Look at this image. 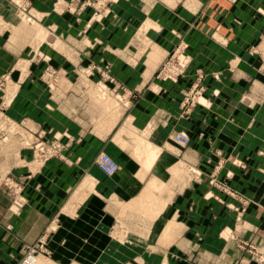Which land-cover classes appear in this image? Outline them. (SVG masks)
Returning a JSON list of instances; mask_svg holds the SVG:
<instances>
[{
	"label": "crops",
	"instance_id": "0c3cea01",
	"mask_svg": "<svg viewBox=\"0 0 264 264\" xmlns=\"http://www.w3.org/2000/svg\"><path fill=\"white\" fill-rule=\"evenodd\" d=\"M29 1L44 16L74 17L53 11L56 0ZM202 1L195 11L201 14L197 25L115 28L134 37L114 44L106 36L77 41L75 47L84 50H135L130 57L104 56L97 63L115 67L113 76L134 86L132 100L115 117L104 112L87 123H72L70 147L63 152L71 166L53 159L35 168L27 154L16 159L23 165H10L11 180L21 183L24 201L13 213L16 190L11 185L8 193L0 188V264H18L26 246L41 235L59 264H236L234 242L221 233L240 224L250 227L246 238L264 242V174L259 171L264 164V101L259 106L241 101L248 95L264 99V63L246 53L256 46L249 27L208 25L202 20ZM162 2L159 10L165 18H175L176 5ZM89 10L83 16H90ZM103 27L108 33L113 30ZM69 31L58 36L72 39L75 33ZM235 33L244 36L236 41ZM210 34L222 41H212ZM181 41L194 55L189 68L177 83L157 79L160 63ZM142 49H149L145 57ZM90 61L78 59L84 65ZM193 67L204 73V105L183 109ZM181 131L190 137L187 147L172 141ZM139 138L159 149L148 170L138 153L142 147H136ZM100 153L118 163L113 176L98 168ZM175 168L181 174L175 175ZM211 180L246 196L241 219L239 201ZM147 186L153 189L145 190Z\"/></svg>",
	"mask_w": 264,
	"mask_h": 264
},
{
	"label": "rangeland",
	"instance_id": "374dc122",
	"mask_svg": "<svg viewBox=\"0 0 264 264\" xmlns=\"http://www.w3.org/2000/svg\"><path fill=\"white\" fill-rule=\"evenodd\" d=\"M164 1L176 5L175 18H165L166 14L159 10L162 0H56L53 11L61 10L73 15L69 20L50 17L47 13L46 16L42 15L30 6L29 0H0V188L8 193L11 185L16 190L11 200L12 205H15L11 209L13 213L19 211L24 199L20 194L21 183L18 181L17 185L11 180L8 169L13 163L23 165L22 160L21 163L16 162L20 154L29 155V163L35 168L43 167L53 159H60L66 166H71L73 163L64 159L63 152L70 147L72 123H87L95 116L102 117L104 112L115 117L132 100L134 86L118 81L113 76L112 68L115 67L97 63L104 56L113 59L123 53L130 57L135 50L118 47L84 50L75 47L77 41L84 38L87 41L89 37L102 41L106 36L114 44L120 38L134 37L132 33H116L115 28L199 24L201 14L195 12L198 0H191V3L189 0ZM122 2H127V6L124 7ZM201 3L202 20H206L208 25L249 27L256 46L249 48L246 53L264 63V0H204ZM121 5L124 8H120ZM87 9H90V16L86 17L83 14ZM104 25L113 29L111 33L104 29ZM65 29L75 33L72 37L74 40L58 36ZM56 34L58 38L54 36ZM234 36L238 41L244 34L235 33ZM209 39L222 41L217 34H210ZM148 52L149 49L139 51L142 57ZM193 56L187 44L181 41L162 60L155 77L177 83L189 68ZM82 58L91 61L84 65L78 62ZM192 71L194 79L184 93L181 102L183 109L204 105V73L195 67ZM94 75L99 77L98 80H92ZM150 84L152 81L147 86ZM241 101L242 104L259 106L264 99L248 95ZM137 141L146 140L139 138ZM258 153L263 155V151ZM240 166L245 168L244 165ZM175 169V175L181 174V169ZM259 171L264 174V164ZM211 182L224 194L239 201L241 219L247 206L246 196L232 192L224 183ZM249 230L248 225L240 224L234 230L224 228L221 235L225 240L234 242L239 256L236 264H264V242H260V245L246 238ZM40 237L45 238L47 255L44 256L47 259L37 257L36 263L59 264L50 257L46 236ZM205 260L211 263L210 259Z\"/></svg>",
	"mask_w": 264,
	"mask_h": 264
},
{
	"label": "built area",
	"instance_id": "2783aa9c",
	"mask_svg": "<svg viewBox=\"0 0 264 264\" xmlns=\"http://www.w3.org/2000/svg\"><path fill=\"white\" fill-rule=\"evenodd\" d=\"M172 141L178 146L187 147L190 143V137L187 135V133L181 131L173 135ZM96 163L98 168L107 177L113 176L119 169L118 163L105 153H100L98 155ZM44 255H47V250L45 248V238L40 237L35 243L26 246L23 256L18 264H37V257H43L47 259Z\"/></svg>",
	"mask_w": 264,
	"mask_h": 264
},
{
	"label": "bare ground",
	"instance_id": "6f19581e",
	"mask_svg": "<svg viewBox=\"0 0 264 264\" xmlns=\"http://www.w3.org/2000/svg\"><path fill=\"white\" fill-rule=\"evenodd\" d=\"M141 140V139H140ZM142 147V151H140V150H138V153H140L141 152V156H143L142 157V161H141V163H142V166H143V168L145 169V170H148L149 168H150V166L153 164V162H154V160H155V158H156V156L158 155V152H159V149L157 148V147H154L153 146V144L151 143H149L148 141H140L139 143H138V145L136 146V147ZM138 147V148H139ZM136 150V149H135ZM140 155V154H139ZM173 171H176V169H174ZM92 181V180H91ZM85 182V181H84ZM86 182H88V181H86ZM152 182H154V181H152ZM151 183V182H150ZM87 184V183H86ZM91 185V184H90ZM150 185H152V184H150ZM156 185V184H155ZM87 186H89V185H87ZM84 188V187H83ZM147 188L148 189H150V188H152V187H146V189L145 190H147ZM153 189V188H152ZM144 193H146V191H144L143 192V194ZM150 195V194H149ZM154 195V194H153ZM137 197H139V196H137ZM136 197V198H137ZM153 198H155V197H153ZM133 199V198H132ZM146 201H147V199H145ZM144 200V201H145ZM123 207H125V206H123ZM41 262V261H40Z\"/></svg>",
	"mask_w": 264,
	"mask_h": 264
}]
</instances>
